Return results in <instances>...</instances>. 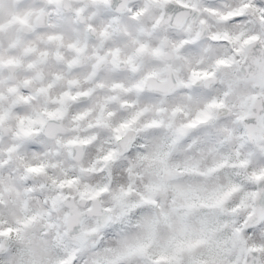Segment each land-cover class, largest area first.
<instances>
[{
  "label": "clouds",
  "instance_id": "9594fccd",
  "mask_svg": "<svg viewBox=\"0 0 264 264\" xmlns=\"http://www.w3.org/2000/svg\"><path fill=\"white\" fill-rule=\"evenodd\" d=\"M0 264H264V0H0Z\"/></svg>",
  "mask_w": 264,
  "mask_h": 264
}]
</instances>
